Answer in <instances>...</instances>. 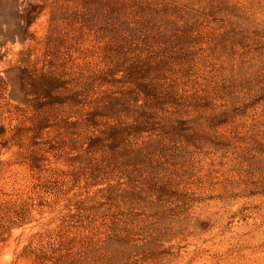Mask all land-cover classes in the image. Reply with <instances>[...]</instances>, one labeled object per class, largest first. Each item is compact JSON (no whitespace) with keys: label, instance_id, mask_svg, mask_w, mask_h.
Returning <instances> with one entry per match:
<instances>
[{"label":"rangeland","instance_id":"1","mask_svg":"<svg viewBox=\"0 0 264 264\" xmlns=\"http://www.w3.org/2000/svg\"><path fill=\"white\" fill-rule=\"evenodd\" d=\"M0 264H264V0H0Z\"/></svg>","mask_w":264,"mask_h":264}]
</instances>
